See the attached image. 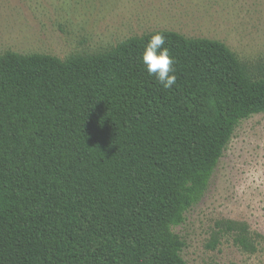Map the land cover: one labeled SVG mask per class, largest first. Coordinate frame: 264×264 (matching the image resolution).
Returning a JSON list of instances; mask_svg holds the SVG:
<instances>
[{
    "label": "trees",
    "instance_id": "16d2710c",
    "mask_svg": "<svg viewBox=\"0 0 264 264\" xmlns=\"http://www.w3.org/2000/svg\"><path fill=\"white\" fill-rule=\"evenodd\" d=\"M258 113L264 76L217 40L157 30L66 59L1 54L0 264H186L172 227ZM225 227L246 252L264 240Z\"/></svg>",
    "mask_w": 264,
    "mask_h": 264
},
{
    "label": "rangeland",
    "instance_id": "374dc122",
    "mask_svg": "<svg viewBox=\"0 0 264 264\" xmlns=\"http://www.w3.org/2000/svg\"><path fill=\"white\" fill-rule=\"evenodd\" d=\"M157 30L220 41L264 76V0H0V55L98 54ZM227 221L264 236V113L238 123L204 195L172 227L186 264H264V240L244 251Z\"/></svg>",
    "mask_w": 264,
    "mask_h": 264
}]
</instances>
